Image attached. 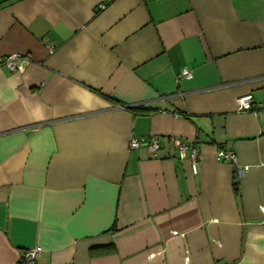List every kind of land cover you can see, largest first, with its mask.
<instances>
[{"label":"crops","instance_id":"1","mask_svg":"<svg viewBox=\"0 0 264 264\" xmlns=\"http://www.w3.org/2000/svg\"><path fill=\"white\" fill-rule=\"evenodd\" d=\"M28 248L264 264V0H0V264Z\"/></svg>","mask_w":264,"mask_h":264},{"label":"built area","instance_id":"2","mask_svg":"<svg viewBox=\"0 0 264 264\" xmlns=\"http://www.w3.org/2000/svg\"><path fill=\"white\" fill-rule=\"evenodd\" d=\"M100 8H103V6H100ZM53 48L48 47V53H52ZM17 58V55H11L7 57L3 64L9 69V70H17L21 71V67H18L15 65V59ZM180 79H189L190 78V72L186 69H182L179 73ZM234 108L236 112H253L254 107L251 104V97L249 95L245 97L237 98L234 102ZM175 141L176 150L178 153V156L180 159H183L186 157L190 161L191 169L193 172H195L196 167V160L198 157L196 149L188 144H185L180 141ZM139 145L138 140L131 139L129 143V148L134 149ZM147 149L149 153L154 154L158 151L159 145L157 138L155 136H150L147 139L146 142ZM215 160L218 163H225L228 165H234L236 163L235 155L232 151L221 148L217 151ZM246 171V167L238 168L237 173L238 175H243ZM37 249L36 248H28L20 251L17 264H36V255H37Z\"/></svg>","mask_w":264,"mask_h":264},{"label":"trees","instance_id":"3","mask_svg":"<svg viewBox=\"0 0 264 264\" xmlns=\"http://www.w3.org/2000/svg\"><path fill=\"white\" fill-rule=\"evenodd\" d=\"M133 111H136V112H139L140 111V109L139 108H134V109H132ZM236 182L235 181H233V187H234V190L236 191L237 190V188H236Z\"/></svg>","mask_w":264,"mask_h":264}]
</instances>
